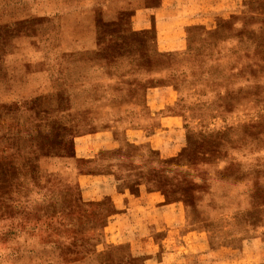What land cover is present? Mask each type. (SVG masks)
<instances>
[{
    "label": "rangeland",
    "instance_id": "rangeland-1",
    "mask_svg": "<svg viewBox=\"0 0 264 264\" xmlns=\"http://www.w3.org/2000/svg\"><path fill=\"white\" fill-rule=\"evenodd\" d=\"M90 4L0 18V264H264V0Z\"/></svg>",
    "mask_w": 264,
    "mask_h": 264
},
{
    "label": "crops",
    "instance_id": "crops-1",
    "mask_svg": "<svg viewBox=\"0 0 264 264\" xmlns=\"http://www.w3.org/2000/svg\"><path fill=\"white\" fill-rule=\"evenodd\" d=\"M45 3H51V8L47 9ZM126 6L118 8V0H111L113 7L117 6L119 10L134 8L139 4V0H126ZM9 7L4 6L0 12V18L2 17L3 24L17 23L23 20L31 18H43L45 16L57 17L62 20V28L60 33L75 34L76 32L84 35V39H91L95 28V11L93 6L86 5L78 10L67 11L65 6V0H9ZM164 6V11L167 8ZM2 23V22H1ZM72 24V25H71ZM68 29H64V28ZM22 38V37H19ZM17 38L16 40H19ZM75 45H72V47ZM92 47L89 45L90 48Z\"/></svg>",
    "mask_w": 264,
    "mask_h": 264
}]
</instances>
